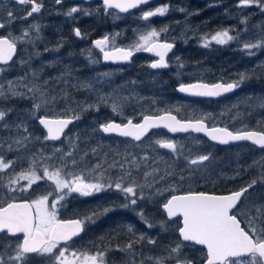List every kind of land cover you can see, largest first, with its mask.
<instances>
[{
	"label": "snow or ice",
	"instance_id": "6c2138e0",
	"mask_svg": "<svg viewBox=\"0 0 264 264\" xmlns=\"http://www.w3.org/2000/svg\"><path fill=\"white\" fill-rule=\"evenodd\" d=\"M55 4H62L63 0H54ZM151 0H102L105 14L109 9H118L120 12H129L131 9H141L142 5H148ZM12 4L26 6L23 14L20 10L13 11L0 5V17L5 22H0V29H7L16 20H27L34 14H39L44 9L43 0H11ZM255 6L264 13V0H239L238 8H251ZM184 12L185 9H179ZM83 11L85 15H91L86 9L71 7L65 15ZM169 12V5L158 6L154 10L141 9L140 19L149 21L150 18L163 17ZM247 18L241 23L247 24ZM31 30L39 39L40 25L31 24ZM167 27L159 31L150 28L140 32L138 39L128 47H119L115 44V36L105 35L94 41V47L102 54L104 61L130 62L137 52L153 53L158 59L149 64L151 69H166L170 64L166 57L174 48L173 43L161 41L162 33L167 32ZM74 34L83 38L79 28H75ZM234 29L225 28L214 34H205L202 46L209 47L213 42L219 45L228 44L237 40V35H231ZM247 31V29H245ZM32 42L29 29L21 31L19 36H13L11 32L0 35V101H9L14 98L27 99L32 102V107L27 114L18 116L16 121H9L8 117L14 111L12 108L0 107V132L6 131V136H0V189L3 196L0 197V264H109L107 260L109 251L126 252L131 257L128 264H137L135 244L147 243L155 246L157 240L146 236L145 233L137 234L134 227L126 225L130 235L129 241L123 248L103 249L95 252L84 250H72L70 242L85 231L86 226L94 224L101 215H107L115 210V205L93 210L82 217L61 219L58 210L66 207V200L73 193L83 197L93 196L102 192L114 191L122 195L125 203L122 208H132L148 228L157 225L149 220L141 208L137 211L138 201H153L155 198H163L160 206L164 210L168 220L175 217L182 218V224L178 227V240L162 245V253L154 256H146L139 260V264H195L192 258L185 255L184 249L188 244L204 246L205 254L202 257L203 264H264V195L252 199V191L257 183L264 187V157L253 161V165L259 167L261 178L253 179L251 183L236 191L226 194H217L202 190H182V185L191 179L192 175L209 168L215 158L211 152L193 154L191 149H185L183 144H178L171 139H156L152 141L148 133L153 129L165 128L171 133L194 132L204 133L211 141L227 145L230 142L250 141L253 145L264 150V131L257 130H229L228 127L209 126L207 121L210 114H205L197 119H178L171 110H162L159 114H142L139 122H133L131 118H125L123 122L108 120L100 123L94 132L104 134H117L120 137L130 138L133 142H142L148 137L149 147L158 145L160 148L170 150L173 154V164L149 157L147 153L142 156L134 154L126 148L123 153H117L122 160L113 159L108 162L106 156L97 159L94 165L88 168L85 163L89 156L88 151L76 157L80 141L79 134L69 135L65 130L69 125H74L81 119V114L89 110L99 111L100 105L111 107L116 115H122V105L111 97L98 95L97 102H75L74 108L65 106L63 112L55 114L49 107L57 102V96L49 95L43 86L37 83L39 74L28 75L8 79L9 72L14 65V57L18 54V42ZM62 46V45H61ZM264 47V36L256 42H244L242 49L249 55H254L253 49ZM48 49H46L47 51ZM58 50V49H56ZM179 67H183L180 58L176 57ZM98 61L92 60V63ZM20 63L26 64V60ZM108 72L102 76L108 77ZM249 79L246 73L239 74L234 81H218L205 83L180 84L178 91L198 97H220L231 93L241 87L245 80ZM47 80L44 81L46 85ZM132 83H135L134 81ZM80 88L91 90V83H82ZM24 89L26 91H22ZM67 98V93L64 94ZM235 107V106H234ZM258 107L264 108V99H261ZM47 108L48 114L37 115ZM71 115H67L68 112ZM29 120H36L45 131L43 137L36 136L29 130ZM258 123H260L258 121ZM247 127V126H245ZM62 137L68 141L70 150L63 148L50 149L51 155H44L41 147L40 154L43 161L55 160L59 166L42 163L40 171L37 170L35 154L27 156L21 152L28 145L35 142L62 141ZM135 147H140L136 143ZM91 154L97 156V148H92ZM8 152L16 153L12 159L7 158ZM183 157L182 164L176 161ZM152 164H149V160ZM164 162L167 166L161 169L158 165ZM208 162V163H206ZM27 163V167L23 165ZM107 165V167H105ZM19 167L21 170L16 171ZM51 169V170H50ZM142 172L143 182L138 183L133 173ZM148 169H151L150 171ZM85 170L89 174L95 173L92 180L85 177ZM110 170L117 172V178L106 177ZM188 173V175H185ZM51 182L50 190L34 198L25 199L21 194L27 193L34 184L39 181ZM26 181V184H21ZM157 185H160L157 187ZM167 193V195H165ZM243 223V226H242ZM162 231H168L166 220L159 222ZM142 255V254H141Z\"/></svg>",
	"mask_w": 264,
	"mask_h": 264
},
{
	"label": "rangeland",
	"instance_id": "374dc122",
	"mask_svg": "<svg viewBox=\"0 0 264 264\" xmlns=\"http://www.w3.org/2000/svg\"><path fill=\"white\" fill-rule=\"evenodd\" d=\"M242 9L243 11L241 17H227V24L223 27V29H234L235 31L230 32L231 35L235 36L237 33H239V38L237 40L230 41L225 45H219L213 42L209 47H203L202 42H197L191 46L185 45L183 49L186 51L176 54L173 59L174 65L176 67V71H174L175 75H164L160 77L152 74L149 75L146 71L144 73L140 71V75L138 74V67L143 66L144 62L139 63V61L132 65V67L129 69L107 68L103 65L100 59L96 60L98 61L97 63H92L91 61L84 58H73L71 61H68L70 63L69 64L67 60L69 59L70 55L64 59L54 58L55 60L52 61L47 60V57H41L39 55H28V57L20 55L16 60V64L12 66L11 70L7 72L6 75L8 79H15L27 74L29 80H31V73L36 72L39 74L36 82L41 84L49 95H54L55 93L61 91V89L57 87L61 80L63 82V90L65 93H67V98L64 99L57 96V102L49 106L52 112L55 114H60L63 112L65 106L74 108L75 102L95 103L97 102L98 95H106L111 97L109 100V105L113 100L122 105V115L118 116L111 111L110 106L101 104L100 110L98 112L91 110L93 113V117L91 119L84 118L82 120V124H78L76 128L68 132L69 135L79 134L81 137L80 141H77V144L79 145L78 151L76 153L77 158H79L80 154L84 151L91 153L90 150L95 147L97 148L98 155H92L94 164L97 162L98 158H105L104 154H107L106 158L108 162L111 163L113 159L122 160V157L117 153H123L125 149L128 148L138 156H142L147 153L149 157H156L157 160H161L162 158V161H166L167 164H173V156L170 151H166L154 144L153 146L149 147V139L140 147H135V144L128 143L127 141L108 140L105 138V135L102 132H94L93 129L98 127L100 121L106 122L113 116L119 117V120L122 121H124L125 118L140 119L142 115L141 109H146L149 106H155L154 110L160 111H162V109H170L171 111L177 113L178 115H182L185 118H192L197 116V114L198 117L205 114H210L211 119L208 121L212 123L217 122L218 119L215 118L216 120H214L212 118L213 115H216L215 112H218L221 114V118L224 117L227 121L236 120L246 125L252 121L257 123L259 121L260 125L261 123L264 124V112H262L264 111V108L258 107L260 100L264 99V80L262 81L260 79L261 81H259L256 79L259 78L260 75H264V47L253 49L252 51L254 52V55H249L247 50L242 49V44L244 42H256L260 37L264 36V13H262L255 6L254 8L251 7ZM216 14L217 12L211 14V21L216 20L215 17H218ZM245 18H247V24L241 23V21ZM238 27H240V29H238ZM245 29H247V31H245ZM119 42L120 41L118 39L115 40V44H118ZM182 53L185 54V56H183ZM176 57H179L180 62L183 63L182 68L179 67L178 62L175 59ZM21 60H26L27 63L22 65L20 63ZM83 61V67H80ZM53 68L56 71V74L51 75ZM140 68L144 71L143 67ZM105 72H108L111 75L108 77L102 76V73ZM241 73H246L249 76V79L245 80L243 85L237 88L236 93L233 96H231L225 102L218 103L217 105L212 104L208 106H202L200 104H194V106H200L199 110H197L195 113L189 111L191 106H187L188 103L185 100L178 98L173 92L174 89L171 87L174 79H177L178 82H186L221 80L220 78L224 77L223 81H234L239 78V74ZM131 75H134L137 80H134V77ZM45 80L48 81L46 85L44 84ZM133 81L135 83H132ZM146 81L148 82L147 85L140 86V84L145 83ZM86 82L93 85L91 90L79 87L80 84ZM21 90L26 91L24 89ZM146 91H149L150 93ZM14 99L29 101L27 99L21 98ZM2 103H7V101H0V104ZM11 107L12 104L10 103L6 106V108ZM12 109L14 111L8 117L9 121L19 122L17 117L27 114L31 107L17 106ZM43 111L48 114L47 108L43 109ZM68 113V115L71 114L70 111ZM37 115L39 114L37 113ZM28 123L29 130L32 131L36 136L43 137L45 135V133H40L38 128H36V123H38L36 120H29ZM6 135V131L0 132V136ZM151 138L152 141H155L156 139L173 140L169 135L162 133H156ZM62 141L63 143L59 142L57 144H53L52 142H44L43 145L40 142L31 143L28 145L27 149H22L21 152L27 156H32L35 154V159L40 162L37 164L38 171H40V166L42 163L59 166L58 162L55 160L43 161L40 154V149L43 147L44 155L49 156L52 154L50 151L52 148H63L65 151L70 150L68 141L65 139ZM177 143L185 145L188 143V141L186 139H179ZM191 144H195L196 154L207 153L205 146H203L198 140L192 141ZM99 148L103 149L102 153H100ZM149 149H151L153 153H151ZM145 150L147 151L145 152ZM15 155L16 153L14 152H8L7 158L12 159L15 157ZM148 163L152 164V160L150 159ZM182 163L183 159L176 161V164ZM167 164L161 162L158 166L161 169H164ZM218 165L212 161L209 165L210 168L208 169L210 170L211 168ZM220 165H223V163ZM23 167L26 168L27 163H25ZM105 167H107V165H105ZM208 169L193 174L196 178L195 181L201 182L202 177L209 175L207 172ZM20 170L21 169L19 167L16 168L17 172ZM143 170L144 169H141L140 173L142 181ZM148 170L150 171L151 169ZM247 173L248 172H246L244 175ZM2 175L3 174H0V176ZM95 175V173L89 174L88 171L85 172V177L89 176L90 180H92ZM105 175L106 177H111L112 179L117 178V172L115 170H110ZM185 175H188V173H185ZM192 177L191 179L184 182L182 188L188 182H191L193 179ZM20 183L26 184L27 182L21 181ZM50 185V181L46 184L45 181L41 180L37 182V184H34L32 189L26 194L30 196V199H34L44 194L46 189L50 190ZM159 186L160 185H157V187ZM257 191H259V193H257ZM165 195H167V193ZM78 197L92 198L96 200L107 199L110 205H115L116 211L123 210L122 207L116 206L125 202L122 195L114 191L102 192L88 197H83L79 194L73 193L68 198ZM257 197H261L260 190L258 189L252 193V199H256ZM162 201V197L155 198L153 201H138V204L140 205L138 207L135 206L138 210L142 208L149 220L157 225L156 227L148 228L143 222L145 229L140 232H136L137 234L145 233L146 236L153 237L157 240V244L155 246L147 244V248L145 249L148 250H145V252L144 243L138 244V246L134 247L136 249V253L139 254L141 258L142 256L146 257L161 254L163 251L162 245H167L170 242L178 240L179 238V235L176 234V226L178 228L179 224L174 221L168 222L169 220L166 218L165 212L160 206V202ZM156 203L157 205H155ZM104 205L105 207H108L106 204ZM60 209L61 208L58 210V214L62 219L60 215ZM126 211L129 213V210ZM162 220H168V231H162L158 226L159 222ZM120 224L117 225L120 226ZM126 225L129 224L122 223V227L125 230H127ZM84 241L85 239H80L71 242L70 246L72 250H84L91 252V250L86 249L83 246ZM184 252L189 258L196 259L201 255V253H203V250L187 246L184 249ZM126 258L128 262L131 259L129 255ZM141 258H137L136 256L137 264H139V260ZM145 264H149V262L146 261Z\"/></svg>",
	"mask_w": 264,
	"mask_h": 264
},
{
	"label": "flooded vegetation",
	"instance_id": "af4514ba",
	"mask_svg": "<svg viewBox=\"0 0 264 264\" xmlns=\"http://www.w3.org/2000/svg\"><path fill=\"white\" fill-rule=\"evenodd\" d=\"M238 2L239 0H151L148 5H142L141 9L154 10L158 6L167 4L169 5V12L163 17L156 16L150 18L149 21H144L140 19L141 9H131L129 12H120L118 9H109L108 14H105L102 0H63L62 4L59 5L55 4L54 0H43L45 7L41 13L34 14L33 17H29L27 20H16L15 23H13L9 28L0 29V35H5L8 32H11L13 36H19L21 31L24 29H29L31 33L32 42H18V54L16 57H14V65L16 64V60L20 55L25 57H28V55H39L41 57H47V59H64L70 55L67 62L71 61L73 58H84L91 62L92 60L100 59L105 67L114 69H129L138 61L139 63L144 62V65L140 66L144 68V71L138 67V74L141 72L144 73L146 71L149 75L152 74L161 77L164 75H175L174 71H176V67L174 65L173 59L176 54L186 51L183 49L185 45L191 46L197 42H202L201 38L205 34H214L216 31L222 30L224 25L227 24V17H241L243 9L237 7ZM0 5L6 6L13 11L20 10L21 15L23 14V10L26 8V6L12 4L11 0H0ZM71 7L86 9L89 13H91V15H85L83 11H81L73 14L72 17H68L65 15V13ZM181 8L185 9V11L181 12L179 10ZM215 12H217L216 15L218 17H215L216 20L211 21V14ZM0 22H5L2 17H0ZM31 24L40 25L39 39H35L37 34L31 30ZM164 27H167L168 30L167 32L162 33L159 39L161 41H167L174 44V48L167 57V60L170 64V68L168 70L151 69L149 64L158 59V57H156L154 54L143 51L137 52L135 54L131 64H106L103 62L102 54L94 47V41L96 39L102 38L105 35L112 37L115 36L116 33H120V35L116 36L115 38V40L118 39L120 41L116 45L119 47H128L138 39V34L140 32L147 31L150 28H155L159 31ZM75 28H79L81 30L83 38H78L75 36L73 31ZM238 29H240V27H238ZM46 49L48 50L46 51ZM183 56H185V54H183ZM218 81L220 80H211L205 82L215 83ZM191 82L194 81L178 82V80L175 79V82H173L171 85L172 89H174L177 94L176 96L181 98V100H185L188 103L187 106L202 102L208 105H217L218 103L225 102L231 97L225 96L220 99H194L180 96L176 90L177 86L181 83ZM215 114L216 115H213L212 119L218 120L216 123L207 121L209 126L228 127L232 131L252 129L247 128L250 126V124L246 125L242 122L239 123V121L233 120L227 121L224 117L221 118L220 113L215 112ZM178 116L181 119H197L201 117L185 118L180 115ZM131 119H133L134 122H139L141 118ZM119 121L123 122L122 120ZM156 133L169 135L176 142L179 139H186L188 143L184 145L185 149H191L194 155L196 154L195 144L192 145L191 142L195 140H198L203 146H205L207 152L212 153V156L215 158L212 161L219 165L211 168L210 170L208 169L207 172L209 175H206L202 178L200 177L201 180L206 182L207 187V190L202 191L226 194L231 191L239 190L240 188L246 186V183H251L253 179H257L258 181L260 180V168L254 166L253 161L259 160V154L262 153L264 155V150L259 149V147L256 145L251 143H240L222 146L211 142L202 135L194 133L172 135L164 129L154 130L148 135V137H152ZM148 137H146L142 142H133L130 140V138L105 136V138L111 141H127L128 143L132 144L140 143V145L144 144V142L148 140ZM149 150L151 153H153L151 149ZM164 150L167 151L168 149ZM146 151L147 150H145V152ZM219 155L220 157H218ZM182 159L183 157H181L179 160ZM247 159L250 160V164L244 166L243 161H246ZM222 163L223 165H220ZM251 166L253 172H251ZM246 172L248 173L244 175ZM133 175L135 176L138 183L143 182L140 173L138 174L134 172ZM245 179H251V181L245 182ZM195 180V175H193L191 183L192 181L195 183ZM198 184L202 186L205 185L204 182H201L193 184L192 188L197 190ZM260 186L261 184L257 183L255 189L250 191L253 193L256 191V189L259 190ZM211 188H219L220 191H209L208 189ZM257 193H259V191H257ZM2 196L3 191L0 189V197ZM155 205H157V203ZM117 207H120V205H117ZM169 221L177 222L180 226L182 218L176 217ZM177 229L178 228L176 226V232L179 235ZM79 238L75 239L74 241L78 240ZM191 246L195 249H203L198 246ZM97 250L103 249H95V251ZM115 254H117L118 258L114 256ZM123 254H126V252H108L107 260L109 264H128L127 258H122L121 255ZM201 257L198 256L197 259L194 260L195 264H203Z\"/></svg>",
	"mask_w": 264,
	"mask_h": 264
},
{
	"label": "trees",
	"instance_id": "16d2710c",
	"mask_svg": "<svg viewBox=\"0 0 264 264\" xmlns=\"http://www.w3.org/2000/svg\"><path fill=\"white\" fill-rule=\"evenodd\" d=\"M47 60L52 61V60H55V59H47ZM56 64H58V63H56ZM83 64H84V61L82 62L80 67H83ZM72 67L75 68L74 66H72ZM52 74H56V71L54 70V68L51 71V75ZM131 76L134 77V80H137V78L134 75H131ZM220 79H224V77H221ZM256 79L259 80V81H261V80L263 81L264 80V75H260L259 78H256ZM174 82H175V79H174ZM147 84H148V82L146 81L145 83L140 84V86L141 85L144 86V85H147ZM57 87L60 88L61 91L58 92V93H55L54 95L55 96H59V98H61L65 94V91L63 90V82L61 80H60V83L57 85ZM146 92H149V91H146ZM173 92H174L175 95H177L175 91H173ZM9 103L12 104L11 108H14V107H17V106H19V107H24V106L25 107H32V102L25 101V100H20V99L9 100V101H7V103L0 104V107H5L6 108V106L9 105ZM197 104H200L202 106H208V104H206L204 102L195 103V105H197ZM190 106L191 107H190L189 111L194 112V113L197 110H199V108H200V106H194V104L190 105ZM154 109H155V106H149L146 109L142 108L141 109V111H142L141 113L147 115V114H158V113L161 112L160 110H154ZM162 110H170V109H162ZM262 112H264V111H262ZM38 114L42 116V115H45L46 113H45V111L41 110ZM68 114L69 113H67V115ZM180 116H182V115H180ZM92 117H93V113H92L91 110H89L87 112H83L81 114V119L75 122V124L71 127L70 131H72L74 128H76V126L78 124H82V120L84 118L85 119L86 118L87 119H91ZM195 117H198V114ZM110 119L119 120V117L113 116ZM102 122L103 121H100V123H102ZM239 123H241V122L239 121ZM36 128H38L40 133H42V134L44 133V131L42 130V128L39 126L38 123H36ZM247 128H252V129H257V130H263L264 131V124L261 123V125H260L259 123L252 121V122H250V126L247 127ZM57 143H59V142H57ZM57 143H53V144H57ZM99 150H100V153L103 152V149L99 148ZM218 157H220V155ZM262 157H264V156H263L262 153H260L259 154V160H261ZM92 159H93L92 154L89 153V156L86 158V161H85V163L87 164L88 168H90L91 165H94V161ZM243 164H244V166H247L248 164H250V160L247 159L246 161H243ZM86 171L87 170H85V172ZM261 171L262 170L260 169V174H261ZM251 172H253L252 166H251ZM86 178L90 180L89 176H86ZM249 181H251V179L250 180L245 179V182H249ZM201 182H204L205 185L202 186V185L198 184L197 185L198 186L197 190H207L206 182L204 180H201ZM201 182L195 181V183H194L192 181V183L191 182L187 183L186 185L183 186L182 190H187V188L189 186L191 187L192 190H194L192 188L193 184H197V183H201ZM246 184H248V183H246ZM208 190L209 191H220L219 188H211V189H208ZM259 190H260V196L264 195V187L260 186ZM21 195L25 199H30V196L27 195L26 193L21 194ZM65 203H66V207H62L60 209V215H61L62 219L63 218L82 217L85 214L90 213L93 210H100L102 207H105L104 204H106L107 206L110 205L108 203L107 199L96 200V199H92V198H80V197H78V198H68ZM138 206L139 205H137V207ZM126 210H129V213H127ZM137 211H138V209H137ZM168 222H171V221H168ZM122 223H125V224L128 223V224L133 225L134 230L136 232H140L143 229H145V227L143 226V221L137 215V212L133 211L132 208H126V209H123V210L109 211L107 215H101L97 219L96 223L86 226V230H85L84 234L78 240L85 239L83 246L86 249L91 250V252L95 251V249H105V248H107V249H116L117 246H119L120 248H123L126 245V243L129 241V238H130L131 234H129L127 232V230L123 229ZM117 224H120V226L117 225ZM146 229H148V228H146ZM148 230H150V229H148ZM176 234H177V232H176ZM135 246H138V244H135L134 247ZM188 247H192V246L188 244ZM145 248H147V243H144V252H145V250H148V249H145ZM109 252H117V251L113 250V251H109ZM204 254H205V252L203 250V253H201L200 257L201 256L203 257ZM114 256L117 257V254H115ZM127 256H128V253L123 254L122 258L123 257L126 258ZM136 256H137V258H141V256L139 254H137ZM196 259H193V260H196Z\"/></svg>",
	"mask_w": 264,
	"mask_h": 264
},
{
	"label": "water",
	"instance_id": "95a60500",
	"mask_svg": "<svg viewBox=\"0 0 264 264\" xmlns=\"http://www.w3.org/2000/svg\"><path fill=\"white\" fill-rule=\"evenodd\" d=\"M136 54V53H135ZM135 54L133 55V57L135 56ZM151 54H153V53H151ZM170 54V52L168 53V55ZM133 57L131 58V61L130 62H112V61H104L103 60V62L104 63H106V64H118V65H128V64H131V62H132V60H133ZM168 57V56H167ZM167 57H166V59H167ZM170 68V67H169ZM169 68H166V69H159V70H168ZM154 70H157V69H154ZM197 82V81H196ZM191 83H194V82H191ZM205 83H208V82H205ZM181 84H187V83H181ZM209 84H211V83H209ZM179 86H180V84L177 86V88H176V90H177V92H178V94L180 95V96H183V97H186V98H194V99H220V98H223V97H225V96H229V95H232L234 92H235V90L233 91V92H231V93H227V94H224V95H222V96H220V97H198V96H192V95H189V94H187V93H181V92H179L178 91V88H179ZM172 114L173 115H176L177 116V118L178 119H181V118H179V116L176 114V113H173L172 112ZM154 115H156V114H154ZM185 120H187V119H185ZM117 123H120V121H117V120H115ZM134 122V121H133ZM135 123V122H134ZM72 125H69V128L68 129H66L65 131L66 132H68L69 131V129H70V127H71ZM218 127H223V126H218ZM41 128H42V126H41ZM43 129V128H42ZM160 129H164V130H167V129H165V128H163V127H161V128H158V129H153V130H151L149 133H148V135L152 132V131H154V130H160ZM44 130V129H43ZM230 130V129H229ZM44 131H46V130H44ZM168 131V130H167ZM257 131H262V130H257ZM169 132V131H168ZM170 134H172V135H179V134H187V133H194V132H187V133H184V132H177V133H171V132H169ZM194 134H198V135H202V136H204V137H206L208 140H210L204 133H194ZM106 136H118L117 134H105ZM118 137H120V136H118ZM120 138H124V137H120ZM146 138V137H145ZM144 138V139H145ZM62 140H63V137H62ZM211 141V140H210ZM50 142H60V141H50ZM211 142H213V141H211ZM213 143H215V144H217V145H222V146H228V145H233V144H240V143H251L250 141H236V142H230L229 144H227V145H223V144H219V143H217V142H213ZM252 144V143H251ZM176 218V217H175ZM69 219H72V218H69ZM172 219H174V218H172ZM181 223H182V221H181ZM84 233V232H83ZM83 233H81V235L83 234ZM80 235V236H81ZM80 236H78V237H75L74 238V240L75 239H77V238H79ZM198 246V245H197ZM199 247H202V248H204V246H199Z\"/></svg>",
	"mask_w": 264,
	"mask_h": 264
}]
</instances>
